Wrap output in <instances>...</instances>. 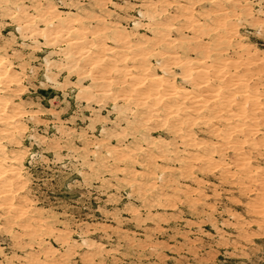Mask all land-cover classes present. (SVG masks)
<instances>
[{"label":"rangeland","instance_id":"1","mask_svg":"<svg viewBox=\"0 0 264 264\" xmlns=\"http://www.w3.org/2000/svg\"><path fill=\"white\" fill-rule=\"evenodd\" d=\"M0 70V264H264V0H0Z\"/></svg>","mask_w":264,"mask_h":264},{"label":"bare ground","instance_id":"2","mask_svg":"<svg viewBox=\"0 0 264 264\" xmlns=\"http://www.w3.org/2000/svg\"><path fill=\"white\" fill-rule=\"evenodd\" d=\"M220 9H221V7H220ZM222 13H223V12H222ZM184 17H185V16H184ZM89 63H90V62H89ZM115 66H116V65H115ZM0 71H1V70H0ZM123 71H124V70H123ZM116 73H117V72H116ZM78 74H79V73H78ZM113 74H114V73H113ZM113 74H112V75H113ZM82 78H83V77H82ZM156 78H158V77H156ZM161 78H162V77H161ZM149 81H150V80H149ZM158 81H159V80H158ZM112 83H114V82H112ZM156 83H157V82H156ZM199 83H200V82H199ZM152 84H153V82H152ZM163 84H164V83H163ZM150 85H151V84H150ZM141 86H142V85H141ZM151 87L153 88V86H151ZM136 88H137V87H136ZM145 89H146V88H145ZM154 89H155V88H153L152 90H154ZM164 89H165V88H164ZM134 90H135V89H134ZM165 90L167 91V89H165ZM122 91H123V89H122ZM143 92H144V91H143ZM159 92H160V91H159ZM167 92H168V91H167ZM167 92H166V93H167ZM147 93H152V91L150 92V90H148ZM153 93H154V92H153ZM164 93H165V92H164ZM164 93H163V94H164ZM166 93H165V94H166ZM169 93H170V92H169ZM163 94H162V95H163ZM156 95H159V94H156ZM240 95H241V94H240ZM140 96H141V95H140ZM159 96H160V95H159ZM193 96H194V95H193ZM194 97H195V96H194ZM196 97H197V95H196ZM136 98H138V97H136ZM193 101H194V100H193ZM199 101H200V100H199ZM161 102H162V101H161ZM200 102H201V101H200ZM200 102H199V103H200ZM138 103H139V102H138ZM138 103H137V104H138ZM163 104H164V103H163ZM165 105H166V104H165ZM203 107H204V106H203ZM201 109H202V108H201ZM242 111H243V110H242ZM231 112H232V111H231ZM203 113H204V112H203ZM6 114H7V113H6ZM233 115H234V114H233ZM7 116H8V115H7ZM1 119H2V118H1ZM158 119H159V118H158ZM175 124H176V123H175ZM170 127H171V126H170ZM246 127H247V126H246ZM254 131H255V130H254ZM180 138H181V137H180ZM224 142H225V141H224ZM249 142H250V141H249ZM127 155H128V154H127ZM2 163H3V162H2ZM15 170H16V169H15ZM13 173H14V172H13ZM2 183H4V182H2ZM1 185H2V184H1ZM4 186H5V185H4ZM6 187H7V186H6ZM14 189H15V188H14ZM7 191H8V190H7ZM3 196H4V195H3ZM4 198H5V197H4ZM16 206H17V204H16ZM14 212H15V211H14Z\"/></svg>","mask_w":264,"mask_h":264}]
</instances>
